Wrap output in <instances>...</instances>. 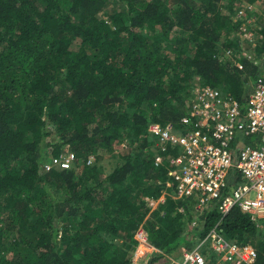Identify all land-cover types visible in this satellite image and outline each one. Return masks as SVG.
Masks as SVG:
<instances>
[{"label":"trees","instance_id":"16d2710c","mask_svg":"<svg viewBox=\"0 0 264 264\" xmlns=\"http://www.w3.org/2000/svg\"><path fill=\"white\" fill-rule=\"evenodd\" d=\"M118 1L126 10L105 18L109 0H0V264H137L141 226L158 248L145 264H165L220 220L215 202L197 214L194 196H176L148 126L186 131L196 84L245 103L264 61V11L260 61L240 56V68L226 51L250 47L235 19L242 0ZM116 144L108 170L102 153ZM70 151L72 167H45ZM219 229L264 256L250 213L234 207Z\"/></svg>","mask_w":264,"mask_h":264},{"label":"built area","instance_id":"2783aa9c","mask_svg":"<svg viewBox=\"0 0 264 264\" xmlns=\"http://www.w3.org/2000/svg\"><path fill=\"white\" fill-rule=\"evenodd\" d=\"M258 13L250 2L241 3L236 11L235 19L241 20L238 30L242 40L252 45L249 49L227 50L240 68L244 64L235 58L240 54L248 60L260 61L255 51L258 37L262 36ZM263 69L264 61L261 72L254 81L250 80L245 103L230 90L196 84L186 99L187 113L182 117V122L189 127L186 131L172 121H150L148 128L155 138V163L169 161L168 175L175 183L176 196H194L197 214L212 202L220 213V220L199 237L194 246L184 247L179 258L170 256L165 264H264L258 246L230 239L219 229L221 220L234 207L250 213L259 226H264ZM254 134L257 137L246 140ZM75 157L72 151L52 156L45 167L70 168ZM92 161L91 155L88 162ZM150 202L155 200L150 199ZM200 225L196 216L190 221L189 230ZM137 236L141 243L148 242L143 228L138 229Z\"/></svg>","mask_w":264,"mask_h":264},{"label":"rangeland","instance_id":"374dc122","mask_svg":"<svg viewBox=\"0 0 264 264\" xmlns=\"http://www.w3.org/2000/svg\"><path fill=\"white\" fill-rule=\"evenodd\" d=\"M245 2H250L252 4H254V6L257 8V10L260 12L264 11V0H242L241 3H245ZM119 10H126V5L123 3V2H120L118 0H109V3L105 6V8L103 9V11L100 13L102 17H105V18H109V15L115 11H119ZM259 18V17H258ZM259 20V19H258ZM225 31V30H224ZM262 34V33H261ZM263 37V35L260 37H258V41L261 40ZM246 43V42H245ZM244 43V47H246ZM249 43V42H247ZM250 47H252V45L249 43ZM247 48V49H249ZM227 53V51H226ZM229 54V52H228ZM240 56H244L243 54H240L238 56V59H240ZM245 57V56H244ZM263 73H264V69H263ZM257 76H253L252 77V80L254 81L255 78ZM200 82L199 80L195 79L194 82ZM195 82V83H196ZM255 137H257L256 134L252 135V136H249L246 138L247 141H250L252 139H254ZM126 142H128L127 140L123 143V146L121 144H116L115 148L110 152V151H105L103 152V161H104V164L106 165V168L108 170L112 169L113 168V165L116 163V158L115 156L112 155L113 152H118V151H124V148L122 149V147H125L126 146ZM122 146V147H121ZM127 150V147L125 148V151ZM66 154V152L64 153ZM93 156V160H94V155ZM171 167V166H169ZM175 193H176V190H175ZM158 204V200L151 203V205L154 207ZM142 228V226L140 227ZM144 243V242H142ZM141 242H139V244L137 245L136 247V250H135V253L133 255V261L136 262L137 264H144V258H147L148 256H150V252H148V254H145V255H142L140 253H138V248H139V245L142 244ZM146 244V243H144ZM149 258V257H148Z\"/></svg>","mask_w":264,"mask_h":264},{"label":"crops","instance_id":"0c3cea01","mask_svg":"<svg viewBox=\"0 0 264 264\" xmlns=\"http://www.w3.org/2000/svg\"><path fill=\"white\" fill-rule=\"evenodd\" d=\"M164 197H165L164 195L161 196L162 199H164ZM144 243H146L145 245H148L150 247V250L148 252H150L151 254L154 253V251L158 250V248L155 247L154 245H152L150 242H148V243L147 242H144ZM148 257L147 258H144V263L147 261Z\"/></svg>","mask_w":264,"mask_h":264},{"label":"clouds","instance_id":"9594fccd","mask_svg":"<svg viewBox=\"0 0 264 264\" xmlns=\"http://www.w3.org/2000/svg\"><path fill=\"white\" fill-rule=\"evenodd\" d=\"M148 242H149V241H148ZM149 257H150V256H149ZM148 259H149V258H148ZM148 259H147V260H148ZM146 262H147V261H146ZM146 262H145V263H146ZM145 263H144V264H145Z\"/></svg>","mask_w":264,"mask_h":264},{"label":"bare ground","instance_id":"6f19581e","mask_svg":"<svg viewBox=\"0 0 264 264\" xmlns=\"http://www.w3.org/2000/svg\"><path fill=\"white\" fill-rule=\"evenodd\" d=\"M148 243V242H147Z\"/></svg>","mask_w":264,"mask_h":264}]
</instances>
